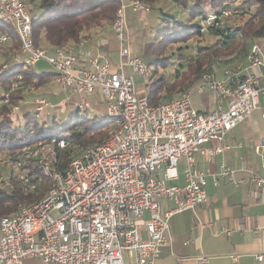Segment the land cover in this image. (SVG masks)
<instances>
[{"label": "built area", "instance_id": "2783aa9c", "mask_svg": "<svg viewBox=\"0 0 264 264\" xmlns=\"http://www.w3.org/2000/svg\"><path fill=\"white\" fill-rule=\"evenodd\" d=\"M30 8L26 0H0V21L12 27L19 43L12 62L32 68L44 61L56 74L55 82L62 91L80 95V109L88 107L85 95L97 96L99 92L114 127L102 143L81 147L79 155L63 168L58 167L52 149L55 140L24 147L0 160V165L14 171L22 166L20 159L35 157L50 180L41 199L21 203L13 216L0 217V264H22L29 257L39 259L41 264H154L168 241L170 217L208 201L205 175L195 168V155L211 159L227 149L223 144L225 134L258 107L259 96L264 98V78L260 81L251 72L264 65V39L251 46L246 65L225 68L223 79L204 75L194 87L199 93L209 89L219 100H225L226 108L218 102L213 111H198L190 102L191 91L152 106L144 92L136 93L121 64L112 66L86 53L84 58L90 64L86 68L78 64L79 57L69 45L54 50L36 46ZM124 8V0H120L111 24L120 42L118 53L128 68L147 80L152 67L139 57H130L124 45ZM130 8L135 12L149 10L134 0ZM233 12L227 9L223 14ZM8 40L6 34H0V45ZM6 68L7 64L0 66V73ZM19 89L34 92L35 86L25 85L23 76L17 75L0 104H7ZM51 107L45 97L32 100L36 118ZM21 108L12 106L11 115H18ZM211 141L218 146L206 147ZM56 145L63 149L66 143L59 140ZM254 152L264 154V135ZM181 161L184 183L179 185L176 181ZM233 174L226 165L218 173L229 178ZM250 180L264 189L260 177L251 175ZM214 181L217 183L216 178ZM0 182L3 188L11 189L14 182L28 183L29 179L25 173L12 180L0 177ZM162 201L172 207L163 209ZM257 260L263 261L264 254L257 255ZM197 261L205 264L207 258Z\"/></svg>", "mask_w": 264, "mask_h": 264}, {"label": "trees", "instance_id": "16d2710c", "mask_svg": "<svg viewBox=\"0 0 264 264\" xmlns=\"http://www.w3.org/2000/svg\"><path fill=\"white\" fill-rule=\"evenodd\" d=\"M26 1L31 4L33 42L36 46H47L50 50L70 43L76 44L81 40H90L92 33L101 31L104 26L112 24L120 6V0ZM158 1L139 0L142 4L149 5L150 11L154 13L153 6ZM170 1L187 10L188 18L186 21H180L164 10L156 9V14L161 16V26L151 29L154 42L147 45L145 49V62L152 67V73L144 85V88L148 87L144 93L152 106L176 97L173 96L172 87L183 85L179 83V80L182 81L180 73L185 69L183 63H179V67L174 68L171 77L176 81L173 84L171 80L169 81V76L159 74L161 68L174 63L171 58L179 52L172 51L169 56L159 55L155 45L182 43L194 36H202L204 30H208L216 38L213 46L220 49H230L244 39V45L239 49L237 57L244 53L253 41L264 39V0H242L238 5H233V0ZM249 6L254 7L252 12H249ZM227 9L234 12L228 16L224 15L223 12ZM243 15H248L243 24L237 27L227 25L226 20ZM0 34H6L9 37L8 43L0 45L3 48L2 55L5 57L0 62V66L7 64V68L0 73V99L9 90L17 75L23 76L25 85L33 83L38 86L55 82L54 72L37 73L33 68L12 62L11 56L18 51L19 43L8 23L0 21ZM24 92L23 89L14 91L7 104H0V154L19 153L24 147L50 144L55 140V143H52V149L56 153L58 167L63 168L73 157L79 155L80 149L77 150L79 146L83 144L85 146L86 142L102 143L107 138L104 133L114 127V121L105 111L88 118L86 115H80L78 106L67 121L60 124L53 120L49 128L45 127L44 122H40L42 114L39 118L35 117L33 108H21L18 115H11L12 106L22 107ZM59 140L66 143L65 148H58L56 142ZM29 159H20L22 166L18 169V171L25 170L24 174L28 176V183L14 182L11 189H5L0 182V217L13 216L21 203L31 204L38 201L50 186V180L42 173L41 165L34 161L36 159ZM32 170H35L36 174L30 175ZM14 172L8 169L6 176L12 180ZM31 183L36 186L32 188Z\"/></svg>", "mask_w": 264, "mask_h": 264}, {"label": "crops", "instance_id": "0c3cea01", "mask_svg": "<svg viewBox=\"0 0 264 264\" xmlns=\"http://www.w3.org/2000/svg\"><path fill=\"white\" fill-rule=\"evenodd\" d=\"M132 1L124 4L125 8H130ZM147 7L148 11H137L141 13V18L151 13L150 7ZM99 32L92 33L90 40L68 44L77 53L80 66L86 68L90 66L84 58L86 53L97 56L100 61H107L102 56L104 46L100 40L97 41L98 44L96 43V39L100 36ZM255 43L261 44L262 40L253 41L244 53L234 59L235 64H247L246 57ZM251 72L261 81L264 78V65L251 69ZM215 77L223 79V71L216 72ZM191 92L196 91L193 89ZM196 93L200 95L203 107L195 108L196 110L213 111L218 102L226 108L225 100H219L209 89ZM71 96H76L78 102L80 95L71 94ZM90 96L95 100L94 104L103 108L99 95ZM32 100V98L25 100L22 108H32ZM87 103L90 107L91 104L88 101ZM263 105L264 98L259 96L258 107L225 134L223 144L228 146L227 149L211 159L199 154L195 155L194 166L205 175L204 188L208 201L195 209H188L170 217L168 241L161 247L154 264H199L197 261L199 257L207 258L205 264H264V260H257V255L264 254V189L257 188L250 180L251 175L264 180V154L254 152L255 144L260 142L264 135V119L261 118ZM218 144L216 141H211L205 146L214 148ZM222 165L234 171L233 177L218 175ZM182 168L181 161L178 168L179 179L176 181L179 185L184 183ZM215 178L217 183L214 181ZM170 207H172L170 202L162 201L163 209ZM232 256L236 257L235 261L232 260ZM22 264H41V262L37 258L29 257L25 258Z\"/></svg>", "mask_w": 264, "mask_h": 264}, {"label": "rangeland", "instance_id": "374dc122", "mask_svg": "<svg viewBox=\"0 0 264 264\" xmlns=\"http://www.w3.org/2000/svg\"><path fill=\"white\" fill-rule=\"evenodd\" d=\"M129 1L130 0H124V4ZM241 1L242 0H233L232 4L238 5ZM153 8L155 9V13L151 11V13L149 12L143 18L140 17L141 13L132 11L130 8H125L123 11L126 30V43L124 45L128 48L130 57H139L144 61L146 60L145 49L147 45H150L154 42L151 29H156L161 26V16L160 14H156V9H162L180 21H186L188 18L187 10H185L180 5L171 2L170 0H159L153 6ZM248 9L249 12H252L254 7L249 6ZM247 17L248 15L232 17L230 20H226V23L230 27H237L238 25L243 24ZM223 22H225V20ZM210 24H212V21H210ZM204 25L207 26L206 24ZM99 35L100 36L96 39V43L98 44L97 41L100 40L102 46H104L102 50V56H104L112 66L120 64L122 65V71L125 75L131 78L136 93H143L144 91L146 92L148 87L144 88V85L147 80L140 74L128 68L125 60L120 59L118 53L120 42L114 34L112 25L108 24L104 26L102 31L99 32ZM215 40L216 38L210 32H208V30H204L202 36H194L193 38L182 43H168L166 45L162 44L154 46L155 48H158L159 55L169 56L171 55L170 53L172 51L174 53L179 52L175 56H172L171 60L174 62L172 65L163 67L158 72L159 74L169 76L168 79L169 81L171 80L172 84L176 81L171 77V73L174 72V68L179 67V63H183L185 66V69L180 73L182 81L179 80V83L183 85L172 87V93H176L175 95L173 94V96H178L181 93L192 91L196 84L201 81L204 75H216V72L224 71L225 68H228L236 63L234 59H236L239 49L244 45V39L238 41L230 49H220L214 47L213 45ZM87 46H89V44H87ZM178 47L179 49H177ZM2 54L3 52L0 51V62L5 58ZM32 68L37 73L53 72L52 68L49 67L44 61L37 62ZM31 85L35 86L33 83ZM24 94L25 98H23V102L25 100H29L31 98L34 99L35 97L39 96L45 97L52 104L51 108L43 111L42 118L40 120L41 123L44 122L46 128L50 127V125L53 123V120L60 124L67 121L70 118L71 113H74V111L77 109L78 102H80V98L77 102L76 96H71V94L68 92L62 91L56 82L44 83L42 85L35 86L34 92H24ZM97 95L100 96V93L98 92ZM85 98L87 99L86 101L91 104V106L89 107L88 105L87 108L80 109V115H86L88 118H90L96 114L104 113L103 108L98 107V104H94L95 100L92 99L90 95H85ZM189 99L194 108H203L200 101V95L196 92H191ZM23 102L21 105L24 104ZM104 134L106 135V138L109 134V130H107ZM87 144H91V142H86L85 145ZM83 145L79 147L81 148ZM79 147L77 150L80 149ZM7 155L9 154H0V160H2ZM32 158L34 159L35 157ZM34 161L39 162L37 160ZM34 161L31 162L35 163ZM38 164L40 165L41 163L39 162ZM6 170L8 169L0 165V177L6 176ZM14 171V176H18L24 175L23 173L25 170L21 169L18 171L17 169ZM34 173L36 174V171L32 170L30 175Z\"/></svg>", "mask_w": 264, "mask_h": 264}]
</instances>
